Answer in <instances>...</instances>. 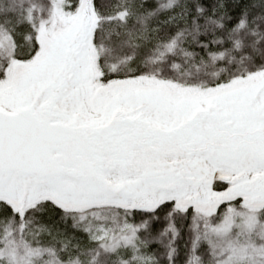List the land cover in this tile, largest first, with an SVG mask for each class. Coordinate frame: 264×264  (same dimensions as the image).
Here are the masks:
<instances>
[{
    "label": "snow or ice",
    "instance_id": "6c2138e0",
    "mask_svg": "<svg viewBox=\"0 0 264 264\" xmlns=\"http://www.w3.org/2000/svg\"><path fill=\"white\" fill-rule=\"evenodd\" d=\"M0 264H264V0H0Z\"/></svg>",
    "mask_w": 264,
    "mask_h": 264
}]
</instances>
